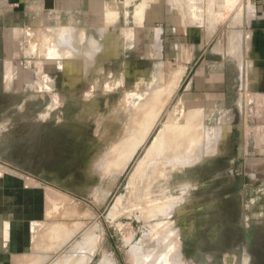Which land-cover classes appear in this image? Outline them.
<instances>
[{"label": "rangeland", "instance_id": "rangeland-1", "mask_svg": "<svg viewBox=\"0 0 264 264\" xmlns=\"http://www.w3.org/2000/svg\"><path fill=\"white\" fill-rule=\"evenodd\" d=\"M141 1L110 0L105 15L81 25L45 26L26 45H0V185L12 230L26 224L27 251L37 253L30 264H264V137L255 127L263 118L248 108L246 154L226 157L240 142H229L225 117L219 124L226 111L193 106L202 97L195 89L185 107L184 68L159 62L160 46L136 27ZM67 28L78 32L74 51L58 40ZM82 108L88 115L75 122ZM151 121L148 141L123 168L121 150ZM163 125L188 144L194 134L217 140L216 149L155 179L148 205L132 191ZM159 202L171 214L149 216Z\"/></svg>", "mask_w": 264, "mask_h": 264}, {"label": "crops", "instance_id": "crops-1", "mask_svg": "<svg viewBox=\"0 0 264 264\" xmlns=\"http://www.w3.org/2000/svg\"><path fill=\"white\" fill-rule=\"evenodd\" d=\"M108 1L0 0V45H26L29 35L45 26L81 25L91 15H105ZM142 1L147 3L144 19L136 27L160 46L159 62L184 68L181 78L189 79L182 103L186 107L195 89L202 97L193 106L225 110L219 124L225 117L229 142L243 144L233 146L226 157L245 156L249 107L263 118L255 127L264 137V0ZM4 187L0 185V264H30L37 253L27 251L25 223L12 230L11 199Z\"/></svg>", "mask_w": 264, "mask_h": 264}, {"label": "bare ground", "instance_id": "bare-ground-1", "mask_svg": "<svg viewBox=\"0 0 264 264\" xmlns=\"http://www.w3.org/2000/svg\"><path fill=\"white\" fill-rule=\"evenodd\" d=\"M193 1V0H192ZM76 29V28H75ZM62 33H59V35H58V40H59V42L60 41H62V45H64V43L66 42V44L65 45H67L66 47H69V49H71V50H73L74 51V49H75V46L76 47H79V43H77V39H76V37H72V36H75V35H73V34H75L74 32H73V34H72V30L70 31V29L68 30V28L66 29V30H63L62 29ZM74 31V30H73ZM78 33V32H77ZM79 35V34H78ZM158 35V34H157ZM92 40H94V38L95 37H93V36H89ZM61 39V40H60ZM88 42H89V40H88ZM58 43V42H57ZM60 44V43H59ZM88 48H87V55H88V53H90V51L89 50H91L92 49V47H93V45H95L94 43H92V41L91 42H89L88 44ZM73 46V47H72ZM70 47H72V48H70ZM78 49H80V48H77L76 50L77 51H75L76 53L78 52ZM86 54V53H85ZM75 69V68H74ZM76 70V69H75ZM74 70V71H75ZM78 71V70H77ZM74 73V72H73ZM183 74V73H182ZM74 76H76V77H78V78H80V76L77 74V75H75V73L73 74ZM177 76V75H176ZM176 76H175V78H176ZM181 76V75H180ZM75 77V78H76ZM77 78V79H78ZM196 112H194V114H195ZM197 114V113H196ZM195 114V118H197L196 116H198V114L196 115ZM86 115H88V109H86V108H82V111L78 114V116L77 117H75V122L76 121H79L80 120V118H83L84 116H86ZM193 117H194V115H192ZM191 116V118H193ZM190 117V116H189ZM194 118V119H195ZM155 119V118H154ZM190 120V119H189ZM187 121H188V118H187ZM152 122L153 121H151V123L150 122H147V123H145V124H143V126H142V128H140V129H138L137 130V134L135 135V137H133V139L131 140V142L128 144V146H126V148H124L123 149V151L121 150V154H120V158H119V162H121V164L123 163V168H125L126 166H127V164L131 161V159L133 158V156H134V154H135V151L138 149V148H140V147H143L144 145H145V143L148 141V138H149V135H150V133H151V131H152ZM190 123H192V122H190ZM147 124V125H146ZM150 124V125H149ZM154 125V124H153ZM164 126V125H163ZM170 126V125H169ZM168 125H166V126H164L163 128H162V130L160 131L159 130V134L158 135H156V137L153 139V142H152V144H151V146H150V148L148 149V151L146 152V156L143 158V160H141V165L144 163L145 164V166H142V168H141V170L143 169V171H141L140 172V174H139V178H137L138 180H137V184H135V191L133 192L132 191V194L134 195V194H136L135 196H134V199H135V197L137 196L138 197V199H139V202L140 201H142V202H147L146 204H148V202H150L151 204L153 203L152 202V199L150 198H148L147 196H148V194H145V192L147 191V190H149V189H147V188H149V186H151V184L153 183V181L155 180V179H157V178H159L160 176H162V175H164L165 173H167V172H171L172 170H174V169H177V170H182V167L185 165V164H188L189 162L191 163V164H193V163H197V162H199L200 160H201V158L202 157H205V156H208V155H210V154H214V151L213 150H215L214 149V147H215V142L217 141V140H208V142H206L207 140H205V142L204 143H206V144H204L202 141H200V140H198L199 139V137H198V139H196V135L194 134L193 136H188L189 137V144H188V138L186 137V133L184 134L183 132H182V134H181V132L179 131L178 132V130H177V132H176V130H175V132L178 134V135H175V136H171L170 134L172 133V131H171V129H173V128H170ZM112 127V126H111ZM173 127V126H172ZM113 128V127H112ZM221 128V127H220ZM219 128V129H220ZM174 130V129H173ZM181 131H183V130H181ZM218 131V130H217ZM72 132V131H71ZM220 132V131H219ZM175 134V133H174ZM193 134V133H192ZM204 136V135H203ZM203 136H201L202 138H203ZM216 136H217V134H216ZM80 137V136H79ZM200 137V138H201ZM205 138V137H204ZM205 139H207V137L205 138ZM219 139V138H218ZM75 141V140H74ZM73 143V142H72ZM218 143V142H217ZM216 143V144H217ZM111 146V145H110ZM217 146V145H216ZM109 148V147H108ZM110 152H112L113 154H115V150L112 148V147H110ZM120 151V150H119ZM109 155V156H108ZM107 155V157L105 158V159H103V163H105V165L103 166L102 165V167H105L107 164H108V162L111 160V158H112V154H108ZM119 155V154H118ZM128 158V161L127 162H123V159H127ZM121 160V161H120ZM114 161V160H113ZM126 161V160H125ZM102 162V161H101ZM140 162V161H139ZM100 164H102V163H100ZM118 164V163H117ZM143 164V165H144ZM138 165V164H137ZM141 165L139 166V167H141ZM118 166V165H117ZM122 168V169H123ZM138 173V172H137ZM133 175V174H132ZM134 178V177H133ZM134 180V179H133ZM133 182V181H132ZM157 184V183H156ZM155 185V184H154ZM133 186H134V184H133ZM148 193V192H147ZM136 197V198H137ZM168 197V196H167ZM185 200V199H184ZM135 201V200H134ZM153 201H155V200H153ZM135 202H137V201H135ZM139 202H138V205H139ZM175 202H177V203H182V199H175V200H173V199H171L170 201H168V203L169 204H167V205H172L173 203H174V207L175 206H177L176 204H175ZM144 203V204H145ZM145 204V205H146ZM140 205H142V203L140 204ZM149 205V204H148ZM166 204H160V202L156 205L157 206V208L156 209H154V210H151V211H149V216H155L156 214H158L161 210H164V208L166 209V208H168L169 210H171V211H173V209H172V207L171 206H165ZM147 206V205H146ZM170 207H171V209H170ZM149 209H151V208H149ZM148 209V210H149ZM147 211V210H146ZM168 210L166 209V212H167ZM163 213H166L165 211H162ZM161 213V212H160ZM160 213L158 214V215H156L157 217L158 216H161V215H163V217H164V215L165 214H161L160 215ZM167 213H169V212H167ZM166 213V214H167ZM169 214H171V213H169ZM168 215V214H167ZM166 216V215H165ZM167 217V216H166ZM160 218H162V217H160ZM174 229H176V228H174ZM165 232V231H164ZM169 232H170V230H169ZM166 234V233H165ZM89 235H87V237H88ZM86 237V236H85ZM84 237V238H85ZM92 237H94L93 239H92ZM92 237H91V240H89L90 241V243H91V241L92 240H94L96 237L95 236H93V234H92ZM83 238V239H84ZM88 238H90V236L88 237ZM87 238H85V240H86ZM85 240H84V242H85ZM89 241H86L85 242V244L84 243H81L80 242V244H82V246L81 247H84V246H90V243H89ZM83 242V241H82ZM84 244V245H83ZM87 244V245H86ZM79 248H80V246H79V244L77 245ZM76 249H77V247H76ZM83 249V248H82ZM87 249H89V247H87ZM86 249V250H87ZM80 250V249H79ZM74 254H75V252H74ZM90 254V253H89ZM91 254H92V252H91ZM72 255V254H71ZM72 256H74V255H72ZM81 256H82V254H81ZM84 256V255H83ZM90 256H93V254L92 255H90ZM178 256V258H180V256L179 255H177ZM177 256H175L176 258H177ZM76 257V256H75ZM75 257L73 258V260L75 259ZM67 258H70V259H72L70 256L68 257H66V260H68ZM82 258V257H81ZM91 258V257H90ZM90 258H88V261H89V259ZM83 259V258H82ZM140 259V258H139ZM154 260H156L155 259V257H153V260L151 259L150 260V262L151 261H154ZM179 260V259H178ZM63 261V260H62ZM69 261V260H68ZM180 261V260H179ZM65 262V261H64ZM63 262V263H64ZM141 264H145L142 260H141ZM155 262V261H154ZM69 263V262H68ZM80 263V262H79ZM82 263H83V261H82ZM137 263H139L140 264V261L139 262H137ZM58 264V263H57ZM64 264H66V263H64ZM150 264H154L153 262L152 263H150Z\"/></svg>", "mask_w": 264, "mask_h": 264}, {"label": "flooded vegetation", "instance_id": "flooded-vegetation-1", "mask_svg": "<svg viewBox=\"0 0 264 264\" xmlns=\"http://www.w3.org/2000/svg\"><path fill=\"white\" fill-rule=\"evenodd\" d=\"M250 235H251V234L249 233V234H248V239H247L248 241H249V239L251 238ZM242 248H244V246H243ZM201 264H211V262H210V263H208V262H204V263H201Z\"/></svg>", "mask_w": 264, "mask_h": 264}]
</instances>
